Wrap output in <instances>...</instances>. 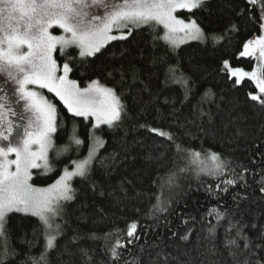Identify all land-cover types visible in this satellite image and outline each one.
I'll use <instances>...</instances> for the list:
<instances>
[{"label": "trees", "instance_id": "16d2710c", "mask_svg": "<svg viewBox=\"0 0 264 264\" xmlns=\"http://www.w3.org/2000/svg\"><path fill=\"white\" fill-rule=\"evenodd\" d=\"M241 8H249L245 0H207L201 9L178 12L186 19L194 17L202 21L205 32L224 33L235 23L239 30L227 33L221 42L196 40L170 50L163 41L153 40L155 35L163 34L162 25L145 26L127 41L110 42L102 49V55L88 59V67H74L70 78L77 80L81 87L89 78L99 77L108 86L116 85L118 92H125L129 118L119 127L101 125L94 131L95 136L106 141L98 152L104 163L97 160L88 178L75 177L73 180L76 196L63 205V216L59 220L61 235L56 248L47 253V264H66L69 257L65 249L76 251L78 248H87L93 253V264L106 261L103 242L91 239V234H103L114 222L124 227L126 219H139L145 226L139 242L145 245L141 264H151V259L159 252L170 254L168 264H233L229 249L225 247L227 221L218 227L214 237L207 231L209 223H216L214 217L206 215L214 206L222 211L226 209L246 226L244 231L248 236L264 244V239H259L264 230V194L259 192L255 182L259 175L248 174L246 189L236 185L222 192L215 187L219 180L202 172L198 175L199 162L190 164L187 153L178 155L176 150V144L198 151L202 156L211 150L248 166L253 173L264 169V108L248 96L258 91L255 82L245 78L236 85L235 78L230 79L226 70H222L224 60L246 71L259 70L258 66L264 65L259 53L240 56L244 43L262 33L258 12L251 13L257 17L254 22L248 18V13L237 16ZM160 56H166L169 63H178L188 81L187 99L184 85L166 82L165 66L153 63V58ZM121 66L125 72L122 83L118 73H114L113 79L106 78L105 69ZM132 67L138 70L135 82L131 76ZM81 72L86 74L81 76ZM209 90L214 95L205 97ZM49 95L57 104L58 122L62 123L53 138L56 148L68 144L73 128L85 144L79 150L73 145L59 156L50 150L54 171L46 174L43 169L33 171L32 182L40 186L51 184L65 165L71 167V160L87 155L88 133L95 123L92 116L72 115L54 94ZM141 123L170 130L175 134V143L138 128ZM180 168L185 171L178 172ZM171 172L177 174L174 184L168 186L165 182ZM162 184V199L167 211L148 215L149 208L156 203V195L161 193ZM185 220L187 224L183 223ZM7 230L9 248L17 255L10 256L6 264H25L27 256L38 257L44 250L43 228L38 217L10 213ZM189 230V238L181 239ZM34 233L38 242L33 240ZM29 241L35 246H30ZM131 251L136 255L138 246ZM125 256L131 259L127 253ZM258 257L264 259V250L258 252ZM73 260L74 264H80L78 252Z\"/></svg>", "mask_w": 264, "mask_h": 264}, {"label": "snow or ice", "instance_id": "6c2138e0", "mask_svg": "<svg viewBox=\"0 0 264 264\" xmlns=\"http://www.w3.org/2000/svg\"><path fill=\"white\" fill-rule=\"evenodd\" d=\"M245 2L249 8H241L237 16L248 13V18L255 22L257 17L251 13L257 11L259 28L264 32V0ZM206 3L207 0H0V264H6L10 256L17 255L15 250H10L7 242L10 213L30 214L39 218L43 228L44 250L38 257L27 256L25 264H47V253L56 248L61 235V224L56 221L63 216L64 203L74 200L76 196V189L71 183L73 178L86 179L91 175L94 162L100 160L101 164L104 163L98 152L106 141L95 136L94 131L101 125L119 127L129 118L125 92H118L116 85L108 86L99 77L89 78L85 86L81 87L77 80L69 79L74 67H88V59L102 55V49L110 42L127 41L136 30L145 26L151 28L162 25L163 34L155 35L153 40L163 41L170 50L178 49L189 40L218 43L226 38L227 33L239 30L233 23L224 33L205 32L202 21L194 17L185 20L175 14L178 9L188 12L201 9ZM54 26L62 30L61 34H53L51 29ZM69 50L76 54L73 55ZM257 53L264 59V35L244 43L240 56L251 57ZM153 63L165 66L166 82L184 85L187 99L190 89L178 63H169L166 56L154 57ZM223 65L222 70H226L230 79L235 78L236 85L245 78L255 82L258 91L248 93V96L264 108V65L252 71L231 67L228 60H224ZM104 71L107 79H113L114 73L120 75L121 83L125 79L123 66ZM137 71L135 67L131 68L133 82L137 78ZM85 74L81 72V76ZM37 88L47 89L54 94L72 115L95 118L88 133L87 155L82 159L71 160V169L65 165L61 174L43 188L30 183L33 179L32 170L43 169L45 174L54 171L49 160L50 150L59 156L68 152L73 145L79 150L85 141L76 135L73 128L68 144L56 148L53 138L58 127H62V123L58 122L57 104ZM211 95H214L211 90L205 93V97ZM138 128L175 143V134L170 130L152 127L148 123H141ZM176 150L178 155L187 153L190 164L199 162L198 175L202 172L219 180L216 189L228 192L230 187L236 185L246 189L249 186L247 176L252 174L259 175L255 182L259 192L264 194V169L253 173L248 166L211 150L205 156L198 151L184 149L179 144H176ZM13 155L15 158L10 159ZM204 159L210 162V166H204ZM177 171L183 172L185 169ZM176 174H168L165 182L168 186L174 184ZM163 186L161 193L155 197L156 203L149 208L148 215L155 216L167 211L162 199ZM92 188L96 189L94 183ZM121 188L123 190V184ZM209 191H212L211 187ZM124 195L127 196L126 191ZM206 215L216 220L215 224L209 223L207 227L211 237L227 221L225 247L229 249L233 264H264V259L258 257V252L264 250V244L256 243L248 236L244 231L246 226L241 221L235 220L226 209L222 211L217 206L210 208ZM183 223L187 224L188 221ZM144 232L145 226L139 219H126L124 227L114 222L103 234H91V239L103 242V255L107 260L99 264H121V261L123 264H141L145 245L139 242ZM190 232L181 239L187 240ZM259 239H264V230ZM33 240L38 242L35 233ZM28 243L35 246L32 241ZM137 246L138 253L133 255L131 249ZM65 251L69 257L66 264H74L73 258L77 252L81 258L80 264H93V253L87 248ZM169 257L170 254L159 252L151 259V264H168Z\"/></svg>", "mask_w": 264, "mask_h": 264}, {"label": "rangeland", "instance_id": "374dc122", "mask_svg": "<svg viewBox=\"0 0 264 264\" xmlns=\"http://www.w3.org/2000/svg\"><path fill=\"white\" fill-rule=\"evenodd\" d=\"M181 10H186V9H178L177 10V12L175 13L179 18H182V19H185V20H187L186 18H184V17H181L179 14H178V12L179 11H181ZM51 31H53V34H55V35H59V34H61V32H62V30H60V29H58V28H56L55 26H54V28L53 29H51ZM260 35H264V32H262ZM259 36V35H258ZM191 41H196V40H189V41H187L186 43H189V42H191ZM186 43H184V44H186ZM181 45H183V44H181ZM180 45V46H181ZM231 67H233V66H231ZM235 68V67H234ZM60 74H62V73H60ZM69 79H71L70 78V74H69ZM33 87H35V86H33ZM37 90L38 91H40L43 95H45L49 100H51V101H53L54 103H55V101L50 97V95H49V92L47 91V89H38L37 88ZM52 94V93H51ZM50 152V151H49ZM10 159H14L15 157H14V155L13 156H10L9 157ZM49 160H50V158H49ZM203 164H204V166H210V162L206 159L205 160V162H203ZM70 169H71V167H70ZM35 169H33L32 170V172L34 171ZM75 179V177L73 178V180ZM73 180H72V186H73ZM30 183H32L33 184V182L32 181H30ZM35 187H39V188H43V187H47V185L46 186H40V185H35V184H33ZM59 220L60 219H58L56 222L57 223H59Z\"/></svg>", "mask_w": 264, "mask_h": 264}]
</instances>
